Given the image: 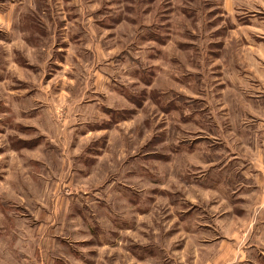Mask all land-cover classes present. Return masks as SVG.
I'll return each mask as SVG.
<instances>
[{
    "label": "rangeland",
    "instance_id": "rangeland-1",
    "mask_svg": "<svg viewBox=\"0 0 264 264\" xmlns=\"http://www.w3.org/2000/svg\"><path fill=\"white\" fill-rule=\"evenodd\" d=\"M258 167L264 0H0V264H223Z\"/></svg>",
    "mask_w": 264,
    "mask_h": 264
},
{
    "label": "crops",
    "instance_id": "crops-1",
    "mask_svg": "<svg viewBox=\"0 0 264 264\" xmlns=\"http://www.w3.org/2000/svg\"><path fill=\"white\" fill-rule=\"evenodd\" d=\"M251 167L252 166H248ZM259 168V167H258ZM250 169V168H247ZM251 175L246 177L247 189L244 194L246 201L249 196L248 192H251L252 188L254 192L253 200H248L247 205L240 213L239 222L231 228L214 227L215 238L213 240H206L204 242L206 246L214 248L213 261L217 258L226 257V261H222L223 264L235 263L236 261L247 262L252 250L259 249L260 253L264 252V170L259 168L255 173V176L249 179ZM245 187V186H243ZM241 191V190H240ZM240 191L237 195L241 194ZM243 194V193H242ZM251 194V193H250ZM245 201V200H244ZM248 211V226L244 230L240 223L243 215ZM228 214V213H227ZM229 220L234 219L232 214H228ZM244 226V225H243ZM249 243H252L248 245ZM246 245V247H245ZM250 246V247H249ZM249 247V251L248 248Z\"/></svg>",
    "mask_w": 264,
    "mask_h": 264
}]
</instances>
